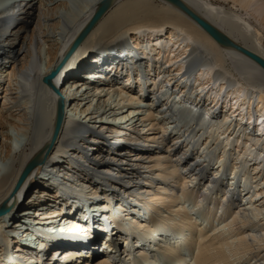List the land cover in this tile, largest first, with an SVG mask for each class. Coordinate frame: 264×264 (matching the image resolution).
Here are the masks:
<instances>
[{
	"label": "bare ground",
	"instance_id": "6f19581e",
	"mask_svg": "<svg viewBox=\"0 0 264 264\" xmlns=\"http://www.w3.org/2000/svg\"><path fill=\"white\" fill-rule=\"evenodd\" d=\"M179 1L264 61V0ZM0 264H264V70L166 0H0Z\"/></svg>",
	"mask_w": 264,
	"mask_h": 264
},
{
	"label": "water",
	"instance_id": "95a60500",
	"mask_svg": "<svg viewBox=\"0 0 264 264\" xmlns=\"http://www.w3.org/2000/svg\"><path fill=\"white\" fill-rule=\"evenodd\" d=\"M166 1L174 5L177 9H179L182 13H184L187 17H189L192 21H194L219 46L228 49H233L238 51L239 53H242L243 55L255 61L264 70V61L262 59L236 45L233 41H231L228 37H226L221 32H219L211 24L207 23L206 21L202 20L197 15H195L181 1L179 0H166Z\"/></svg>",
	"mask_w": 264,
	"mask_h": 264
},
{
	"label": "rangeland",
	"instance_id": "374dc122",
	"mask_svg": "<svg viewBox=\"0 0 264 264\" xmlns=\"http://www.w3.org/2000/svg\"><path fill=\"white\" fill-rule=\"evenodd\" d=\"M215 2V3H214ZM212 3L214 4V5H216V6H222V7H224V9H226V10H228V9H234V8H232V5H230L231 3L230 2H228L227 4L226 3H224V2H222L221 3V1L220 0H213L212 1ZM219 3H221V4H219ZM228 7V8H227ZM236 10H237V8H235ZM241 13H243V12H241ZM261 34H262V36L264 37V30H263V33H262V31L260 32ZM263 40H264V38H263ZM262 45H263V49H264V42H262ZM121 244L123 243V242H120ZM58 258V257H57Z\"/></svg>",
	"mask_w": 264,
	"mask_h": 264
}]
</instances>
